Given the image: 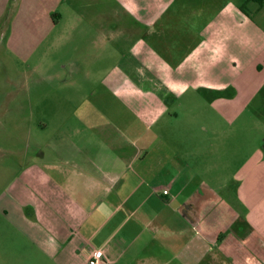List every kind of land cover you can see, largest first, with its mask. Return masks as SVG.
Returning <instances> with one entry per match:
<instances>
[{
	"label": "crops",
	"instance_id": "0c3cea01",
	"mask_svg": "<svg viewBox=\"0 0 264 264\" xmlns=\"http://www.w3.org/2000/svg\"><path fill=\"white\" fill-rule=\"evenodd\" d=\"M119 2L125 13L134 17L124 24L126 32L131 33L129 28H133L140 39H152L164 60L173 61V67L160 63L161 69L153 70L155 75H187L195 89H231L230 97L224 94L210 105L220 107L221 120L228 125L246 120L244 109L254 99L253 92L264 85V32L244 13L243 3ZM184 11L191 13L187 16ZM246 39L250 44H260L254 55V51L249 52V56H256L258 66L253 67L250 57L241 60L237 43ZM159 80L160 89L166 83L170 92L178 91L177 84L169 83L173 81ZM214 80L218 83L213 84ZM136 92L138 97L131 98V94L120 102L130 113L127 119L101 117L95 109L99 105L91 103L93 114L85 116L78 109L67 114L61 108V114L49 120V139L42 148L37 147L30 164L19 171V183L12 184L13 179L7 185L8 194L17 188L20 197H27V211L19 218L29 227L28 242L25 236L19 238L17 243L26 253L16 262L85 264L94 250H101L109 264L202 262L197 252L209 255L210 262L229 256L237 264L264 262L261 136L241 131L221 133L220 156L228 174L221 197L208 196V185L199 173L207 169V144L201 150H186L185 141L197 145L198 140L199 146L201 141L216 139L217 134L184 133L176 145L168 143L170 138L163 133L149 136L143 127L157 121L165 102ZM59 103L65 108L81 107L72 101ZM155 112L157 115L149 122L147 114ZM231 144L232 152L228 154ZM216 202L221 212L214 218L210 205L215 208ZM218 225L232 230L216 233ZM190 234L193 237L175 249V240ZM166 239L172 241L164 253Z\"/></svg>",
	"mask_w": 264,
	"mask_h": 264
},
{
	"label": "rangeland",
	"instance_id": "374dc122",
	"mask_svg": "<svg viewBox=\"0 0 264 264\" xmlns=\"http://www.w3.org/2000/svg\"><path fill=\"white\" fill-rule=\"evenodd\" d=\"M119 1L0 0V264H29L16 262L23 259L26 253L17 243L19 238L25 236L27 239L24 241L28 242L29 227L19 218L27 211V197H20L17 188L8 194L7 185L13 179L12 184L19 183L22 175L19 171L30 164L37 147L42 148L47 142L50 132L46 130L47 123L61 114V108L67 114H73L78 109L79 114L86 116L93 114L91 103H95L99 105L95 109L99 110L101 117L109 115L127 119L130 113L120 102L131 94V98L138 97L136 91L143 97L162 98L165 102L163 114H147L149 122L156 115L158 117L153 125L143 127L149 136L163 133L170 138L166 140L168 143L176 145L179 136L184 133L217 134L216 139L201 141L199 146L198 140L197 145L194 142L192 145V140L191 143L185 141L186 150H193L194 147L201 150L204 144L210 150L207 151V169L199 172L208 185L205 187L208 196L221 197L224 178L228 174L223 169L220 156L221 133L241 131L250 136L254 133L261 136L263 146L264 85L257 93L253 92L254 99L244 109L246 120L242 118L229 125L221 120L220 107L210 104L217 103L224 98V94L230 97L231 89L208 90L203 86L195 89L187 75L167 77L163 74L160 76L162 80L173 81L169 83L177 84L179 89L172 93L166 83L160 89V77L154 71L161 69L160 63L173 67V61L164 60L152 39H140L133 28H129L131 33L126 32L124 24L134 17L125 13ZM235 1L243 3L244 13L264 32V0ZM190 13L183 12L187 16ZM137 41H142L141 45L136 44ZM259 45L250 44L247 39L237 43L242 62L249 57L253 61L256 56H249V52L254 51V55ZM168 46L165 44V47ZM256 64L254 60L253 67ZM212 83L218 82L214 80ZM184 87L186 89L182 91ZM173 98L177 99L173 101ZM61 101H72L81 107H60ZM232 144L228 154L232 152ZM229 174L232 175V171ZM228 196H231L230 192ZM219 204L216 202L215 208L210 205L214 218L221 212ZM220 229L222 232L232 230L230 226L220 228L218 225L215 232ZM190 237H193L192 234L176 239L175 249L179 250ZM171 241L165 240L164 253L168 252L167 246ZM197 254L202 262L180 263L237 264L230 256L227 260L215 262L213 258L214 262H210L209 255L204 257V252Z\"/></svg>",
	"mask_w": 264,
	"mask_h": 264
},
{
	"label": "built area",
	"instance_id": "2783aa9c",
	"mask_svg": "<svg viewBox=\"0 0 264 264\" xmlns=\"http://www.w3.org/2000/svg\"><path fill=\"white\" fill-rule=\"evenodd\" d=\"M166 194V191H163ZM85 264H109L105 259L103 252L101 250H94L90 257L87 259Z\"/></svg>",
	"mask_w": 264,
	"mask_h": 264
},
{
	"label": "flooded vegetation",
	"instance_id": "af4514ba",
	"mask_svg": "<svg viewBox=\"0 0 264 264\" xmlns=\"http://www.w3.org/2000/svg\"><path fill=\"white\" fill-rule=\"evenodd\" d=\"M258 263H259V264H261V263H263V264H264V262H262V261H261V262H258Z\"/></svg>",
	"mask_w": 264,
	"mask_h": 264
},
{
	"label": "trees",
	"instance_id": "16d2710c",
	"mask_svg": "<svg viewBox=\"0 0 264 264\" xmlns=\"http://www.w3.org/2000/svg\"><path fill=\"white\" fill-rule=\"evenodd\" d=\"M249 1H252V0H249ZM243 8H244V7H243ZM243 8H242V9H243ZM243 10H244V9H243Z\"/></svg>",
	"mask_w": 264,
	"mask_h": 264
}]
</instances>
